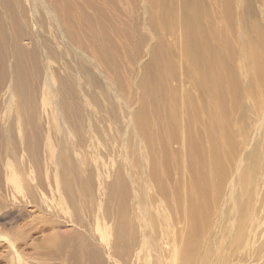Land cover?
I'll list each match as a JSON object with an SVG mask.
<instances>
[{"label": "bare ground", "instance_id": "6f19581e", "mask_svg": "<svg viewBox=\"0 0 264 264\" xmlns=\"http://www.w3.org/2000/svg\"><path fill=\"white\" fill-rule=\"evenodd\" d=\"M211 1L205 4V0H148L150 7L158 9L157 15L151 17L150 26L158 32L171 36L175 35L176 30L179 32L180 57L178 58L182 59L185 66L184 70L181 69V73L184 71L190 79L195 95L186 92L179 96L180 90L176 98V88L170 89L166 95L163 94V91L170 86L169 82L173 79L175 81L177 68L173 62L175 58L173 59L172 46H165L160 42L152 52V62L140 86L141 107L135 113L134 120L130 117L127 126L128 129H133L137 133V139L118 143L123 144L125 148L132 147L136 160L134 163L125 162L126 169L121 171V166L116 164L115 158L114 165L111 164L118 172L115 184L108 188L100 186L101 188H96L97 191H95L90 189L89 183L91 177L93 179V174L100 173L99 170L103 163H95L94 168L87 172L88 163L93 164V162L86 157L85 151L79 154L81 150H86L84 148L87 146L88 150L94 147L91 143L96 136H94L95 132L97 133L89 128V122L87 131L80 130L85 127V113L82 112L81 116L78 102H82L81 97L84 96L83 101L85 105L88 104L81 88V75L80 73L75 76L73 73L69 74L67 82L78 88L72 93L61 87L64 84L62 80H58L57 86H54L50 79L38 78L37 68L34 69L37 49L33 47L28 50L22 44L24 39L33 41V35L26 29L25 22L31 19L38 23L37 14L42 8L48 24L50 26L53 24L58 37L62 39L69 58L76 59L77 65L74 71L79 70V65H82L85 67L82 73L91 78L87 68H93L102 77V86L106 92L109 94L113 92L112 97L116 101L125 103L126 97L115 88L116 76L114 79L108 76L111 65H103L99 59L90 58V54L82 50L83 46L79 42L72 44V40L76 39L75 34L67 30L63 32L62 23L56 12L52 11L43 0H27L29 9L26 0H0V102H2L0 103L2 107L0 117L3 124H7V127L0 125V167L2 166L4 173L6 172L4 178H10L16 183L19 170L17 168L22 166L21 160L25 158L22 157L24 154L29 156L33 169L38 171L40 168L41 173L51 171L54 173L52 177L57 179V187L63 203L57 210L66 222L77 225L78 228H87L88 232L90 231L93 235L96 225L97 228L103 227L106 232L102 236L103 241L107 239V235L109 236L107 232L110 228L107 226L110 215L102 211L100 205V198L104 196L109 204L115 205L110 255L122 264H128L132 257L139 260L140 253L145 252L142 251L143 249H152V251L155 249L156 239L154 223L150 218L148 190L154 188L156 192H161L166 197L165 189L168 188L166 185L153 184L149 170L153 179H157V161L160 151H163V171L165 174L169 172L170 157L167 149L172 143H178L176 130L180 129H177L176 125H178L179 116H181L183 131L177 156L182 153L186 160L181 167L178 162L176 165L179 170L192 173L190 190L185 196L186 203L182 211L185 232L178 230L181 245L178 248L173 247L172 250L181 260V264L192 262V255L199 246L201 229L206 226L209 215L216 210L215 205H210V201L216 204L221 194H224L230 199L233 209L245 220H248L247 212L252 211L249 201H243L242 191L246 186L244 177H241L243 187L230 188L224 192L223 182L226 173L224 162L234 159L236 150L240 148L239 142L237 147L234 143V134L229 126L226 106L227 102L230 105L235 104L244 94L252 102L256 103L259 100L261 102L264 95V30L254 23L249 24L248 15H241L237 21V18L233 17L235 10H243L242 0H217V14L212 11L210 4L214 2ZM231 35L238 36L242 47L243 63L240 69L244 70L249 80L245 88L239 85L237 82L239 80L235 77L232 65L235 53L231 45L233 43L230 40ZM40 41L43 45L48 40L40 38ZM36 43L39 44V40ZM82 59L88 65L81 63ZM101 65H103L104 72L100 68ZM43 69L46 70V68ZM43 74L46 75V73ZM35 78L46 82V88L50 94L42 108L37 105ZM91 84H94L93 79ZM82 104L85 107L83 102ZM161 108L164 112L162 119L160 118ZM43 111L48 112V121L53 126L48 127V132L42 133V138L37 135L41 130L37 132L34 120L35 116L41 118ZM77 120L78 126H76ZM200 123L203 125L201 132L196 131ZM165 125L169 130L165 128ZM244 132L243 123L236 130V137H242ZM216 135L222 147L216 143L218 142ZM57 136H59V141L55 145ZM52 137H54L53 141ZM204 144L208 145L206 149L202 147ZM42 145L45 148L44 156L40 151ZM260 148L262 152L253 154L256 159L261 153L264 155V142ZM121 151L120 148L116 149L117 154H121ZM136 167L139 168L137 169L139 173L132 175ZM86 172L89 178L82 181L81 178ZM208 176L216 181L215 185L206 181ZM41 182L45 183L43 179ZM132 190L134 192H131ZM55 193L52 192V194ZM175 201L180 204L179 194H176ZM163 214L168 235L174 231L172 230L174 228L173 217L166 213ZM221 214H225L224 208ZM78 237L79 235L76 238ZM0 238L11 250L10 264H25L22 254L15 248V242ZM84 238L81 240L82 243L86 242ZM91 244L84 243L83 257L89 264H101V259L95 254ZM225 262L222 263L227 264Z\"/></svg>", "mask_w": 264, "mask_h": 264}, {"label": "rangeland", "instance_id": "374dc122", "mask_svg": "<svg viewBox=\"0 0 264 264\" xmlns=\"http://www.w3.org/2000/svg\"><path fill=\"white\" fill-rule=\"evenodd\" d=\"M43 1L49 5L52 11L56 12L62 23L63 32L65 33L67 30L75 34L76 39L72 40V44L79 42L83 46L82 50L90 54V58L99 59L103 65H111L108 76L112 79L116 76L115 88L127 99L125 104L116 101L112 97L113 92L107 93L102 86V77L93 68L86 67L92 76L91 78L82 73V69L85 68L82 65L78 64L80 69L74 71L75 65H77L76 59L69 58L62 39L58 37L53 24L51 26L48 24L42 8L39 9L40 12L38 11L37 14L38 23L31 19L25 22L27 24L26 29L33 35V41L24 39L22 44L28 50L33 47L37 49V54L34 57V69L37 68L38 78L50 79L54 86H57L58 80H62L64 84L61 87L70 90L72 93L74 89L78 90V88L72 83H68L67 78L69 74L72 75L73 73V76H75L80 73L81 88L88 100V104L85 105L83 101L85 98L84 96L81 97L85 107L81 101L78 102L81 116L83 113L87 115L84 114L85 127L80 128V130L87 131L89 122V128L92 131H97V133L95 132L94 136H96L91 143L94 144L95 149L92 147L88 150L89 147L87 146L84 148L86 150H81L79 154L81 155L82 151H85L86 157L93 162V164L88 163L87 172L94 168L95 163L101 162V164L103 163L102 166H106V168L105 166L100 167V173L93 174V179L91 177L89 183L90 189L97 191V189L104 186L108 188L115 184L116 175H118L116 167L111 166L115 163H113L114 159L116 158V164L121 166V171L126 169L125 162L134 163L136 160L132 147L125 148L123 144L119 145L118 143L137 139V133L133 129H128L127 126L130 117L134 120L135 113L141 107L142 93L140 86L152 62V52L159 46L160 42L165 46H172L173 59L175 58L173 62H175L177 68L175 81L173 79L169 82L170 86L163 91V94L166 95L170 89L176 88V98L180 90L179 96L186 92L195 95L190 79L184 71H182L183 74L181 73V69L184 70L185 66L182 59L178 58L180 57L178 51L179 32L176 30L175 35L171 36L170 34L158 32L150 26L151 17L157 15L158 9L150 7L148 0ZM242 1L244 2L243 10L237 9L233 14V17L237 18L236 21L241 15L245 14L248 15L249 24L254 23L264 30V0ZM206 2L209 3L210 0H205V4ZM211 2H214L210 4L212 11L217 14V0ZM26 4L29 9L27 0ZM43 37L47 38L48 41L41 45L40 38L43 40ZM38 40L39 44L36 43ZM230 40L233 41L231 45L235 53L232 59L235 77L239 80L237 81L239 85L245 88L249 80L244 70L240 69L243 63L241 58L242 47L239 44L238 36L233 37L231 35ZM80 62L85 63L83 59ZM85 65L88 64L85 63ZM103 65L100 68L104 72ZM43 68H46V70ZM43 73H46V75ZM92 79L94 84H91ZM35 81H37V105L42 108L49 99L50 94L47 91L46 82L36 78ZM259 102L260 100L256 103L252 102L244 94L235 104L230 105L227 102L226 106L229 126L234 134V143L237 147L239 142L240 150H236L234 159L224 162L226 165V168L224 167L226 171L223 182L224 192L230 190V188L237 187L239 189L243 187L241 177H244L246 186L242 191L243 201H249L252 211L247 212L246 217L248 220H245L233 209L230 199L225 197L224 194H221L218 203L215 204L210 201V205H215L214 209L216 210L209 215L206 226L201 229L202 235L198 240L199 246L196 249L197 251L195 250L193 253L190 264H201L202 262V264H224L223 261H226L227 264H264V155L261 153L258 159L253 155L262 152L260 146L264 142V95L261 102ZM45 107L47 106L45 105ZM41 114V118L35 116L34 122H36L37 132L41 130L37 135L43 138L42 133L48 132V127L53 125L48 121V112L43 111ZM163 115L164 112L161 108V119ZM178 119V125H176V128L180 129L176 130L178 143H172L167 149L170 157L169 172L165 174L163 171V151H160L157 161V179H153L151 176L148 164L151 182L166 185L168 188L165 189L166 197L161 192H156L154 188L148 190L150 218L154 223L156 239L155 249L153 251L152 249H143L142 251L145 252L140 253V259L132 257L128 264H181V260L178 256H175V251L172 252V250L173 247L178 248L181 245L179 231L185 232L182 211L186 203L185 196L190 190L192 173L179 170L176 165V162H178L181 167L186 160L185 155L182 153L177 156L183 131L181 116ZM39 120L41 123L38 122ZM78 120L76 126H78ZM243 123L245 132L242 137H236V130ZM0 125L7 127V124H3L2 121ZM165 128L169 130L167 125H165ZM202 130L203 125L200 123L196 131L201 132ZM215 138L219 142L216 143L222 147L217 135ZM53 139L54 137L51 138L52 141ZM58 141L59 136L56 137L55 145ZM202 147L206 149L208 145L204 144ZM119 148L122 150L121 154L116 152V149ZM44 149L42 145L41 155L43 152L45 154ZM22 158V166L17 168L19 170L17 171L18 181L16 183L10 178H4L6 172L4 173V169H2V166L0 167V237L15 242V248L17 252L22 254L25 264H89L83 257V247L86 242L92 243L91 246L95 254L101 259V264H122L110 255L115 205L109 204L104 196L102 197L103 202L100 198L102 211L110 215L107 224L110 227H108L109 231L107 230L109 236L107 235V239L103 241L102 236L106 233L103 227L97 228L96 225L95 230L93 229L95 232L93 235L90 231L88 232L87 228H78L77 225L66 222V219L57 210L63 203L60 190L57 187V179L52 177L54 173L52 171L41 173L40 168L36 171L30 165L29 156L24 154ZM137 169L139 168L136 167L133 171L135 173L132 172V175L139 173ZM87 172L81 178L82 181L89 178ZM41 179L45 181L44 184H42ZM206 181L211 185L216 184V181L211 180L209 176ZM52 192L56 193L52 194ZM131 192H134V190ZM176 194L180 195V204L175 201ZM250 200L252 203L255 201L256 205L255 203L252 204ZM222 207L225 209L224 215L221 214ZM163 213L173 217L174 228L172 230L174 231L168 235ZM75 235H79V237L76 238ZM83 238L86 239L84 243L81 241ZM174 240L177 241V244ZM10 254L11 250H9L8 245L0 238V264H10ZM120 260L122 259L120 258Z\"/></svg>", "mask_w": 264, "mask_h": 264}]
</instances>
